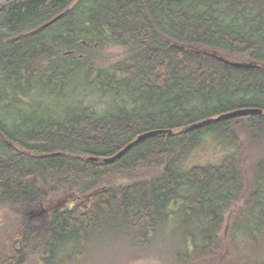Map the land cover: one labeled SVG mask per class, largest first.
Returning a JSON list of instances; mask_svg holds the SVG:
<instances>
[{"label":"trees","instance_id":"16d2710c","mask_svg":"<svg viewBox=\"0 0 264 264\" xmlns=\"http://www.w3.org/2000/svg\"><path fill=\"white\" fill-rule=\"evenodd\" d=\"M108 46L125 50L109 67ZM82 72L95 75L76 87L111 94L102 112L69 99L43 117L32 108L23 123L8 121L9 105L0 115V210L13 216L0 227V264H87L88 247L113 232L152 254L151 241L180 215L179 263L264 264L263 253L249 255L264 238V114L193 128L264 111V0H0V102L7 89L29 99L33 85ZM59 111L67 115L53 118ZM159 129L173 132L103 162ZM210 135L230 152L190 165ZM235 233L246 238L235 244Z\"/></svg>","mask_w":264,"mask_h":264},{"label":"rangeland","instance_id":"374dc122","mask_svg":"<svg viewBox=\"0 0 264 264\" xmlns=\"http://www.w3.org/2000/svg\"><path fill=\"white\" fill-rule=\"evenodd\" d=\"M102 53L104 57L102 65L109 67L116 64L123 58L125 50L116 46H108L102 50ZM223 56L229 60L240 61V58H236L229 54H225ZM98 60H101L99 59V56ZM94 75L95 73H73L68 75L60 86H51L49 84H42L40 86L33 85L32 88H29L27 91L26 97L29 99H25V96L16 97L20 95L18 91L14 92L13 89H7V93L11 95V97L9 99H3V101L0 102V115H5L6 106L9 105L11 108L10 111L12 110V112L9 115L10 118H8V121L15 123H19L21 121L23 123L27 120V115L28 113H31L32 108H36V112L30 117L38 118L51 115L59 109H64L66 106L69 107V103L72 104L77 100H81L79 101L81 107L90 106L91 108L102 112L108 100L112 98L111 94H103L99 92L98 85V89L94 85H90L82 91L83 86L77 85L76 87L73 83L76 79L85 80L86 78ZM43 92L49 95L44 94L40 96ZM48 92L62 95L59 96L60 99H58L57 96L51 95V93ZM85 94V98H82ZM39 96L41 100L38 98ZM69 99L70 102L66 104V101ZM33 102L37 103V105H33ZM19 113L21 116L18 115ZM66 115L65 111H59V113H56V116L53 118H64ZM228 152H230L229 148L221 144L219 140L215 139L211 135L207 136L202 147L192 156L190 165L219 164ZM234 214L235 210L227 213L226 226L228 228L231 225ZM180 216V219L177 218L170 220L160 232L161 235H159L157 239L151 241L149 249L152 254L146 255L138 249H131V246H129L131 236L127 233L113 232L107 234L102 240L93 244V246L88 247V256L86 257H88L87 261L89 263L87 264H183L179 263L178 259L175 257L177 253L184 249L182 247L181 237L184 235L185 231L181 223L182 215ZM12 217L13 216L10 212L1 209L0 227L10 221ZM227 231L228 230H226V233ZM254 235L258 237L257 232H255ZM242 238L246 237H241L238 233H235L233 238L234 243L238 244ZM259 242L263 243L258 245L259 248L257 250L248 251L249 255L259 256L262 253L264 254V238H261ZM242 251H244V249H242ZM207 255L208 253L202 254V256ZM204 264L213 263L210 260H205Z\"/></svg>","mask_w":264,"mask_h":264},{"label":"water","instance_id":"95a60500","mask_svg":"<svg viewBox=\"0 0 264 264\" xmlns=\"http://www.w3.org/2000/svg\"><path fill=\"white\" fill-rule=\"evenodd\" d=\"M63 15H64V13L62 15L52 19L48 23L44 24L40 29L47 28V27L51 26L57 20H59ZM206 54L209 55L210 57L217 59L218 61H220L226 65L236 67V68H242V69L250 70V69H261V67H262V65H258V64L252 63V62L229 60V59L225 58L224 56L219 55L218 53L207 52ZM257 114H262V111L259 109H253V108L238 109L235 111L225 113L216 119H210V120H206V121H203L201 123L195 124L193 126V128L199 127V126H204L206 124H209V123H211L213 121H217V120H226V119H234V118H240V117H248V116L257 115ZM172 132L173 131H171V130H163V129L145 132V133L139 135L134 141L130 142L127 146H125L122 150H120L114 156L103 159V162L108 163V164L114 163V162L122 159L128 152H130L137 145L141 144L143 141H145L151 137L158 136V135H164L167 133L172 134ZM89 160L94 161V162L100 161L98 158H95V157H90Z\"/></svg>","mask_w":264,"mask_h":264},{"label":"bare ground","instance_id":"6f19581e","mask_svg":"<svg viewBox=\"0 0 264 264\" xmlns=\"http://www.w3.org/2000/svg\"><path fill=\"white\" fill-rule=\"evenodd\" d=\"M254 109H256V108H254ZM259 110H261V109H259ZM262 111V114H257V115H263L264 114V111L263 110H261ZM143 134V133H142ZM134 141V140H133ZM263 221H264V219H263ZM191 228V230L193 229L192 227H190ZM260 261H261V258H260Z\"/></svg>","mask_w":264,"mask_h":264}]
</instances>
